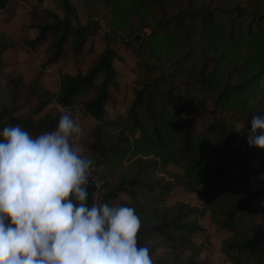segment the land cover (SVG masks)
Returning a JSON list of instances; mask_svg holds the SVG:
<instances>
[{
    "label": "trees",
    "instance_id": "trees-1",
    "mask_svg": "<svg viewBox=\"0 0 264 264\" xmlns=\"http://www.w3.org/2000/svg\"><path fill=\"white\" fill-rule=\"evenodd\" d=\"M8 1L0 0V9ZM40 1L27 11L26 25L36 34L23 42L49 39L48 54L28 80L5 72L0 55V132L17 125L33 137L50 132L62 113L49 104L70 109L79 92L92 89L93 96L78 102L95 121L85 157L102 179V203L134 208L141 221L137 246L150 249L153 264H209L192 240L202 231L194 216L201 210L163 202L174 185L195 192L211 221L228 229L220 251L229 264H264V149L248 143L252 116L264 117V0H78L85 23L73 22L69 0H54L62 16ZM99 20L108 27L106 38L137 43L132 97L125 113L107 117L104 104L118 87L110 45L84 72H61L56 90L39 80L45 65L61 59L67 40L71 56L81 55ZM15 44L0 31V53ZM196 93L212 112L239 121L238 135L193 107ZM237 139L255 164L241 158ZM167 163L180 171L169 172ZM85 187L89 206V180Z\"/></svg>",
    "mask_w": 264,
    "mask_h": 264
},
{
    "label": "clouds",
    "instance_id": "clouds-1",
    "mask_svg": "<svg viewBox=\"0 0 264 264\" xmlns=\"http://www.w3.org/2000/svg\"><path fill=\"white\" fill-rule=\"evenodd\" d=\"M81 132L71 112L36 137L18 125L0 132V264H153L137 246L134 208L87 206ZM248 143L264 149V117L252 116Z\"/></svg>",
    "mask_w": 264,
    "mask_h": 264
},
{
    "label": "rangeland",
    "instance_id": "rangeland-1",
    "mask_svg": "<svg viewBox=\"0 0 264 264\" xmlns=\"http://www.w3.org/2000/svg\"><path fill=\"white\" fill-rule=\"evenodd\" d=\"M69 2L75 9L73 22L85 23L87 17L81 9L80 2L78 0H69ZM34 3H37V0H9L7 7L0 9V31L8 34L17 42V44L5 48L0 53L4 60V70L7 73L20 74L26 80L30 79L32 74L39 71L40 65L45 62L48 54L47 45L50 41L47 39L33 46H29L23 42L24 38L29 39L36 34L34 28L26 25L27 11ZM39 5L52 8L59 16H62V11L54 0H41ZM99 23H101L98 25L99 28L85 37L83 53L81 55L75 58L71 56V50L68 45L70 40H67L65 43V52H63L61 59L57 63L45 65L42 71H40L39 80L46 88L56 90L57 78L61 72L65 71L71 75L75 74L77 70L84 72L91 60L103 46L105 44L110 45L116 53V57L112 59V64L115 69V79L118 87L115 91L111 90L112 98L104 104L103 115L107 117L114 116L118 113H125L127 104L132 97L131 87L135 85L134 81L139 74L135 67L136 55L133 53V49L137 47V43L126 46L119 38H106L105 32H108V27L102 24L100 20ZM99 77L98 75L94 78L93 85L99 81ZM173 83L175 84L176 91L182 92V84L177 80H174ZM94 93L95 91L92 89L79 92L75 96L76 102L70 109L55 104L54 102L53 104H49V107H56L61 113L71 112L73 119L81 126L82 132L76 142L83 147L82 155L84 156L86 155V149L83 143L90 139L88 135L89 128L95 121L89 114L83 113L80 110L78 102L83 98L93 96ZM191 105L198 108L203 114L213 115L217 121L224 123L234 134L238 135L241 126L240 122L212 112L210 101L199 102L196 93L195 100L191 102ZM234 142L242 159L251 164L257 162L256 156L249 155L239 139ZM167 169L169 172L180 171L172 163H167ZM163 199L165 204H170L173 201H183L188 205L199 208L201 212L196 211L194 216L201 225L202 231L192 236V240L200 248L198 257L206 259L209 264H229L228 259L220 251V240L227 236L229 231L227 228L220 227L218 223L211 221L208 209L203 206L201 198L195 192L186 190L181 185H174L172 192ZM165 250L164 248H158L155 252L160 253Z\"/></svg>",
    "mask_w": 264,
    "mask_h": 264
},
{
    "label": "built area",
    "instance_id": "built-area-1",
    "mask_svg": "<svg viewBox=\"0 0 264 264\" xmlns=\"http://www.w3.org/2000/svg\"><path fill=\"white\" fill-rule=\"evenodd\" d=\"M89 182L91 184L89 207H91L94 203H102L103 196L105 193V188L102 184V179L96 173L95 167L93 164L90 170Z\"/></svg>",
    "mask_w": 264,
    "mask_h": 264
}]
</instances>
